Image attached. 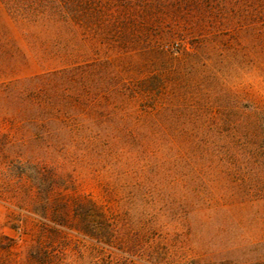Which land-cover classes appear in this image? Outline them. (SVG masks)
Listing matches in <instances>:
<instances>
[{
	"label": "rangeland",
	"instance_id": "obj_1",
	"mask_svg": "<svg viewBox=\"0 0 264 264\" xmlns=\"http://www.w3.org/2000/svg\"><path fill=\"white\" fill-rule=\"evenodd\" d=\"M0 264H264V0H0Z\"/></svg>",
	"mask_w": 264,
	"mask_h": 264
}]
</instances>
